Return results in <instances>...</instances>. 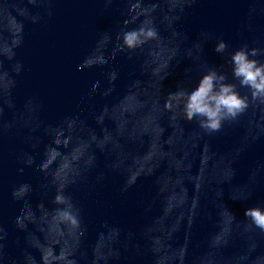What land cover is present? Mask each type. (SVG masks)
Instances as JSON below:
<instances>
[{
  "label": "clouds",
  "instance_id": "9594fccd",
  "mask_svg": "<svg viewBox=\"0 0 264 264\" xmlns=\"http://www.w3.org/2000/svg\"><path fill=\"white\" fill-rule=\"evenodd\" d=\"M53 2L54 0H29V3L32 5H48L47 14L49 16L52 14L50 5ZM114 2L115 0H103L106 7L112 5ZM167 2H169V9L172 11L170 0H167ZM195 2L196 0H182L180 11L183 12L184 5L190 6ZM155 7L154 5L152 11L155 10ZM137 9H140L138 13ZM133 13H136L135 19L149 15V10L144 8L143 0H130L128 4V15L131 16ZM25 18L34 24L39 23L43 19L39 14L32 15L29 12H27ZM178 19L179 17H176L172 20L173 28ZM134 22L135 20L123 19L119 30L115 34L116 44L111 54L112 61L121 54L127 55L129 59H131L146 43L159 38V30L155 26L154 20H141L139 26L129 27V24ZM102 34L107 35L109 40L113 37L111 33ZM178 35L183 34L181 33ZM22 44L23 28L21 27L15 46L9 50V53H0V55H6L8 59L15 62L13 69L14 75L8 73L0 66V78H3L4 81L9 83V87L7 88L9 96L11 95L12 88L16 86L15 77H19L24 71L23 62L16 58V48H19ZM197 47L201 50V45L197 44ZM227 48V43L223 39H220L216 44L215 51L223 54L226 52ZM259 56H264V48L249 47V45L245 43L239 49L232 52L229 57L232 78L238 81V84L229 82L227 75L217 71L215 68H209L191 90L179 87L177 91L169 93L168 99L164 104L165 110L173 113V118L182 119L187 122H195L197 129L203 135L207 136L220 134L224 132L225 129L237 125L240 118L249 110L252 102H258L260 105H264V61L256 58ZM84 63L85 62H81L78 68L83 69ZM108 63L109 58L100 56L88 60L87 66L92 68ZM170 65L171 62L169 67ZM107 76L109 83L115 85L119 78V73L116 69H112L107 73ZM166 77L167 76H164L162 81ZM98 86V81L92 85L89 96L95 94ZM240 89H247L248 93L242 95ZM4 91L3 88H0V150H2L4 137L12 130V124L4 120ZM29 103L34 109L42 110L44 107L38 97L32 98ZM105 110L104 108L101 109L100 115L97 117L98 124L103 122L100 116L103 115ZM80 119V115L76 113L65 116L57 124H43L41 127L49 140L43 147L39 162L37 163L32 152L20 151L16 157L17 163L20 165L17 168V172L23 174L26 168L35 167L41 174L43 181L39 187L41 189L47 188L49 170L57 159L65 156L62 149L68 147V144L71 142L70 130L76 126V123L80 121ZM261 136H264V133L255 136L252 142H255ZM105 140V136H97L94 138V142ZM39 145L40 143L31 148L35 150ZM89 147H91V145H89ZM97 147L103 150L107 147V144H98ZM245 149L246 147L237 148L235 153L236 157H239ZM75 152L76 149L74 148L73 153ZM81 161L85 162V167L82 171L77 170L74 173H70L67 168L64 169L67 174L62 179L57 180L56 189L52 195V203L57 205L53 211L55 213V218L59 220L61 234L63 235L67 231V235H70L74 239V245L67 244L65 247L61 248L58 243L56 245L41 243L40 246L37 247L32 245L27 235H25V246L22 250L21 259L19 261H13L12 264H79V260L76 258V250L79 248L80 241L86 236L87 228L80 205L66 189L69 182L73 184L86 182L87 173L91 172L96 166L95 153H92L90 158H88L85 152L81 151L79 155H76L75 159L71 161V164L74 166L79 165ZM235 174L236 170L232 168L231 177L225 180L224 183H231ZM262 177H264V161H259L250 172L249 183L247 184L248 193L247 196L244 197L245 199L250 195L249 190L251 186ZM102 179L103 174L97 177L98 182ZM131 183H134V181ZM131 183L126 182L127 186L122 188L121 191L126 192L127 188L131 187ZM35 190L36 189H34L31 183L21 181L13 186L11 198L17 203L27 202L28 198ZM217 199H223L222 190L217 193ZM39 207L40 205H37V208ZM228 212L231 219L234 221L236 218L235 215L229 210ZM244 215L246 217L245 221H243L245 232L252 234L251 239L253 240L254 247H258V239H264V207L257 205L247 208ZM13 224L17 231L26 233L27 222L23 207H21L19 213L14 218ZM8 236L9 233L7 228L3 223H0V264H6ZM217 243H219V239ZM224 243L226 244L227 241L225 240ZM34 252L39 254V258L33 254ZM116 255L118 256L119 253L117 252ZM186 256L187 248H181L172 258V264H185ZM94 264H96L95 261Z\"/></svg>",
  "mask_w": 264,
  "mask_h": 264
}]
</instances>
